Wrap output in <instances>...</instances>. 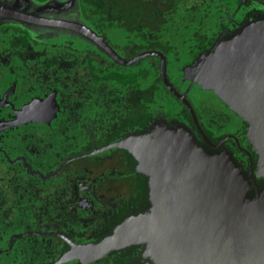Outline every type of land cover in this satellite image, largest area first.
Wrapping results in <instances>:
<instances>
[{
    "label": "flooded vegetation",
    "instance_id": "obj_1",
    "mask_svg": "<svg viewBox=\"0 0 264 264\" xmlns=\"http://www.w3.org/2000/svg\"><path fill=\"white\" fill-rule=\"evenodd\" d=\"M78 1L83 22L63 21L90 29L122 61L80 31L53 35L0 14V264L152 263L141 245L90 263L63 258L150 209L148 178L111 145L158 125L186 127L208 152L228 154L248 197L264 191L248 123L192 69L264 17V0Z\"/></svg>",
    "mask_w": 264,
    "mask_h": 264
},
{
    "label": "water",
    "instance_id": "obj_2",
    "mask_svg": "<svg viewBox=\"0 0 264 264\" xmlns=\"http://www.w3.org/2000/svg\"><path fill=\"white\" fill-rule=\"evenodd\" d=\"M0 14L80 31L122 61L84 25L3 8ZM192 69L199 83L248 123L264 176V17L218 41ZM170 89L198 126L185 97ZM112 146L136 159L137 170L148 178L151 207L125 218L98 242L72 244L63 259L90 263L113 250L141 245L152 260L144 264H264V191L247 196L249 181L228 154L208 152L183 126L158 125Z\"/></svg>",
    "mask_w": 264,
    "mask_h": 264
},
{
    "label": "rangeland",
    "instance_id": "obj_3",
    "mask_svg": "<svg viewBox=\"0 0 264 264\" xmlns=\"http://www.w3.org/2000/svg\"><path fill=\"white\" fill-rule=\"evenodd\" d=\"M5 5L14 10L50 19L70 20L82 23V15L78 0H2ZM1 19V16H0ZM39 25V24H38ZM49 34L61 35L66 29L59 26L39 25Z\"/></svg>",
    "mask_w": 264,
    "mask_h": 264
}]
</instances>
